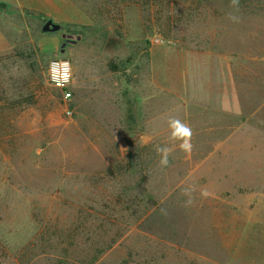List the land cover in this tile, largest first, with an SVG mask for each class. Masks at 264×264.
<instances>
[{
    "label": "rangeland",
    "instance_id": "rangeland-1",
    "mask_svg": "<svg viewBox=\"0 0 264 264\" xmlns=\"http://www.w3.org/2000/svg\"><path fill=\"white\" fill-rule=\"evenodd\" d=\"M0 264H264V7L0 0Z\"/></svg>",
    "mask_w": 264,
    "mask_h": 264
},
{
    "label": "clouds",
    "instance_id": "clouds-1",
    "mask_svg": "<svg viewBox=\"0 0 264 264\" xmlns=\"http://www.w3.org/2000/svg\"><path fill=\"white\" fill-rule=\"evenodd\" d=\"M233 4L238 5V0H233ZM50 73L52 82L56 85V87L62 88L72 79L71 63L67 60H54L50 64ZM68 95L70 96L71 94L69 93ZM168 126L171 130V139L179 142V149L186 154H191L193 150V144L191 142L193 136L192 128L179 118L169 119ZM155 150L157 155L160 157L159 166L161 168H167L169 166V155L171 154V150L166 146H157ZM194 191V186H190L189 188L183 190L182 195L188 197L184 204L185 207L191 206L193 203ZM201 195L207 197L209 193L207 191H203ZM161 214L166 216L168 214L167 210L162 208Z\"/></svg>",
    "mask_w": 264,
    "mask_h": 264
},
{
    "label": "built area",
    "instance_id": "built-area-1",
    "mask_svg": "<svg viewBox=\"0 0 264 264\" xmlns=\"http://www.w3.org/2000/svg\"><path fill=\"white\" fill-rule=\"evenodd\" d=\"M54 60H55V61H64V60H66V59H57V58H54V59H52V60L50 61L49 66H48V69H47V77H48L49 83H50L53 87L59 89V90L62 92V94H63V96H64V98H65L66 100H69V99L72 98V93H71V91H70V87H71V83H72V79H73V67H72V64H71V67H72V79H71L70 82H69L67 85H65L64 87H62V88H58V87H56V85H55V84L52 82V80H51L50 64H51V62L54 61ZM67 61H68V60H67ZM69 93L71 94L70 96L68 95Z\"/></svg>",
    "mask_w": 264,
    "mask_h": 264
},
{
    "label": "trees",
    "instance_id": "trees-1",
    "mask_svg": "<svg viewBox=\"0 0 264 264\" xmlns=\"http://www.w3.org/2000/svg\"><path fill=\"white\" fill-rule=\"evenodd\" d=\"M232 3H233V0H232ZM234 6L240 8L243 11L248 10L251 7L263 8L264 0H238V5H234Z\"/></svg>",
    "mask_w": 264,
    "mask_h": 264
},
{
    "label": "water",
    "instance_id": "water-1",
    "mask_svg": "<svg viewBox=\"0 0 264 264\" xmlns=\"http://www.w3.org/2000/svg\"><path fill=\"white\" fill-rule=\"evenodd\" d=\"M60 30V27L59 26H56V25H53L52 23H48L43 29L42 31L43 32H49V31H52V32H57Z\"/></svg>",
    "mask_w": 264,
    "mask_h": 264
},
{
    "label": "crops",
    "instance_id": "crops-1",
    "mask_svg": "<svg viewBox=\"0 0 264 264\" xmlns=\"http://www.w3.org/2000/svg\"><path fill=\"white\" fill-rule=\"evenodd\" d=\"M17 3H18V1H17ZM19 5H20V3H18Z\"/></svg>",
    "mask_w": 264,
    "mask_h": 264
}]
</instances>
